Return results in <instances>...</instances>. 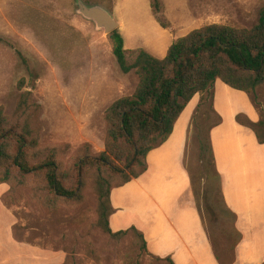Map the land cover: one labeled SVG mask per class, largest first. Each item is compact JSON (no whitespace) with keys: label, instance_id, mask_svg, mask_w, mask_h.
Instances as JSON below:
<instances>
[{"label":"rangeland","instance_id":"374dc122","mask_svg":"<svg viewBox=\"0 0 264 264\" xmlns=\"http://www.w3.org/2000/svg\"><path fill=\"white\" fill-rule=\"evenodd\" d=\"M82 1L100 5L112 14L119 23L117 30L123 36L124 46L130 50L126 53L129 61L143 46L153 53H162L165 44L158 46L162 50H156L151 49L148 41L158 43L169 41L170 37L174 40L206 24L251 28L264 5V0H160L155 15L150 0ZM156 17L170 25V35L158 25ZM137 83L134 71L120 70L109 34L78 12L77 0H0V107L8 126L20 130L28 126L30 138L36 140L26 160L33 164L54 155L64 185L81 187L82 196L81 200L57 198L41 177L5 169L11 190L3 199L17 220L12 225L14 238L29 245L33 254L40 249L48 251L50 257L43 263L25 259L16 264H57L59 257L52 254L54 249L65 251L70 264H136L139 240L131 234L114 240L97 225L95 187L99 178L116 185L129 175L127 169L111 174L96 157L105 150L106 109L116 99L132 96ZM210 94L212 89L201 101L196 97L189 117L182 159L190 178L189 193L176 162L170 161L169 171L160 167L154 173L162 186L163 198L174 200L182 208H186L189 195L193 198L213 254H217L220 264H232L238 235L214 174L211 158L220 176L214 145L219 155L227 156L234 176L241 171L238 165L243 156L263 157L264 149L244 140L237 142L234 137L224 141L222 129L215 137L211 130L208 134L217 120L210 107ZM22 98L25 104L19 107ZM233 100L240 103L239 99ZM253 100L261 116V125L255 129L263 137L264 88L256 92ZM225 117L224 128H228V112ZM236 121L241 124L237 118ZM256 130L251 129L255 135ZM200 143L205 147L203 151ZM9 153H13V142L9 143ZM111 162L121 166L113 159ZM133 170L139 171V167ZM163 198L159 201L165 205ZM137 212L143 214L142 210ZM0 231V245L5 251L1 254L13 255L11 252L18 247L16 242L9 230ZM149 261L143 256L140 264Z\"/></svg>","mask_w":264,"mask_h":264},{"label":"trees","instance_id":"16d2710c","mask_svg":"<svg viewBox=\"0 0 264 264\" xmlns=\"http://www.w3.org/2000/svg\"><path fill=\"white\" fill-rule=\"evenodd\" d=\"M150 6L156 15L160 9V0H150ZM155 20L163 29L170 28L160 17ZM109 37L120 70L123 73L134 71L138 83L132 96L116 99L105 111V150L96 160L108 167L113 175L124 169L130 172L116 185L108 184L106 178H99L97 181V225L114 240L128 234L136 237L140 251L136 264H140L143 256L150 260L147 264H174L169 256L151 254L142 232L135 227L116 232L110 229L109 217L115 211L111 205L110 193L114 188L138 178L146 170L148 152L168 139L174 123L188 102L196 94L200 95L201 101L216 80L222 81L232 89L245 92L254 102L256 92L264 88V5L259 9L257 22L251 28H238L220 23L194 28L173 40L162 58L139 48L129 61L126 53L130 50L124 47L121 33L116 29ZM211 98L212 94L210 100ZM24 104L25 98H22L19 107ZM210 107L212 109L211 102ZM212 111L217 118L212 125L215 126L221 119L213 109ZM237 119L242 125L254 130L261 125L260 120L252 122L243 116H237ZM29 133L28 126L23 130L14 125L8 126L7 116L0 107V183L9 186L6 195L11 190V183L5 169L13 168L23 174L41 177L45 187L57 198L81 200V187L69 188L59 177L54 155L33 164L26 160L29 149L36 144V140L30 138ZM256 136L260 143H264V136L258 132ZM10 142H13L11 155ZM200 146L203 151L205 147L201 143ZM208 147L206 150L210 155L211 150ZM111 159L121 166L112 164ZM211 162L220 183V176L214 169L212 158ZM136 167H139V171L133 172ZM226 210L229 211L227 208ZM237 235L239 239L238 232ZM65 254L63 264H70L69 256L66 252ZM215 256L218 258L217 254Z\"/></svg>","mask_w":264,"mask_h":264},{"label":"crops","instance_id":"0c3cea01","mask_svg":"<svg viewBox=\"0 0 264 264\" xmlns=\"http://www.w3.org/2000/svg\"><path fill=\"white\" fill-rule=\"evenodd\" d=\"M163 30L169 31L168 29ZM168 33L170 35V31ZM170 41L173 42L172 37L169 41L164 39L158 43L148 41L152 45L151 49L156 50L160 49L158 46L165 44L161 54L153 53L145 46L142 49L162 58L172 43ZM196 97H200L199 94H196L185 106L174 123L168 139L148 152L146 170L138 178L111 191L110 201L115 211L109 217V227L113 232L135 227L142 232L147 249L151 254L160 257L169 256L174 264H220L213 254L193 198L191 199L189 195L186 199V208L178 206L174 200L171 202L163 198L161 196L162 186H159L154 173V170L157 171L160 167L164 171H169L170 161L176 162L184 178L185 189H188L189 193L190 178L182 166V159L185 155L189 117L196 105ZM233 98L239 99L240 103L234 101ZM210 102L212 109L221 119L220 123L211 129L213 137L222 129L221 136L224 141L234 137L237 142L244 140L250 145L264 149V143L257 140L251 129L236 121L237 116L246 117L252 122L260 120L258 108L248 94L232 89L222 81L216 80L212 87ZM235 104L240 107L235 108ZM225 112L229 113L228 128H224L227 122ZM174 147L177 148L176 151ZM219 153L214 145V160L221 179L222 201L232 213L233 227L239 233V239L233 247L234 261L232 264H264V156H243L238 165L241 171L234 176L230 173L232 168L228 166L227 158H225L227 156L219 155ZM228 173H230L229 176ZM8 190L9 186L6 183H0V228L10 231V236L18 247L16 252L14 250L11 252L13 255L4 256V253L1 254L4 246L0 245V264H16L25 259L33 260L35 263L49 261L48 251L42 252L36 249V253L33 254L29 245L18 242L14 238L12 225L17 220L12 209L7 207L3 201ZM159 198L166 199L165 205L160 203ZM141 210L143 214L140 215L137 211ZM52 254L59 257L57 264L64 263L65 252L54 249Z\"/></svg>","mask_w":264,"mask_h":264},{"label":"water","instance_id":"95a60500","mask_svg":"<svg viewBox=\"0 0 264 264\" xmlns=\"http://www.w3.org/2000/svg\"><path fill=\"white\" fill-rule=\"evenodd\" d=\"M78 12L85 18L92 20L98 29L103 30L105 34L119 28V23L112 14L100 5H87L82 0H77Z\"/></svg>","mask_w":264,"mask_h":264}]
</instances>
